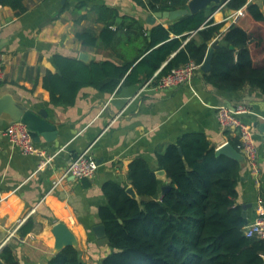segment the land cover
Returning <instances> with one entry per match:
<instances>
[{"label":"crops","instance_id":"obj_1","mask_svg":"<svg viewBox=\"0 0 264 264\" xmlns=\"http://www.w3.org/2000/svg\"><path fill=\"white\" fill-rule=\"evenodd\" d=\"M26 5L20 15L9 6L0 7V64L5 71L0 94L11 92L33 109L45 108L56 131L51 140L41 136L34 141L42 154H25L6 133L8 117H0V186L5 194L0 201V250L9 244L21 264H47L56 253L51 228L62 221L75 234L83 260L99 264L111 250L107 240L99 243L93 231L94 225L102 223L100 207L108 205L104 184L130 185L129 164L138 156L158 170L157 153L184 135H204L215 150L231 143L238 134L220 126V105L245 103L252 110L243 119L254 128L259 171L252 174L243 159L236 203L247 204L248 222L254 219L257 198L264 201V94L259 89L245 85L237 91H223L206 83L202 70L189 83L170 87H158V79L143 86L140 74L138 81L121 82L112 92L88 84L79 89L74 102L52 103L43 77L48 70L59 72L55 55L81 60L78 56L83 52L88 55L82 60L86 63L111 60L122 64L138 56L140 60L146 32L149 40L154 24L166 26L173 21L157 19L149 24L147 17L154 11L135 0H26ZM99 7L118 14L111 28L119 32L110 44L100 36L108 19L100 18ZM233 11L226 6L216 8L214 21L221 22V17ZM124 16L135 18L141 37L128 38L121 28ZM231 23L226 20L223 29ZM248 25L252 26L251 21ZM86 30L98 36L96 43L86 44L77 37V32ZM191 36L197 37L195 31L182 46ZM88 146L99 164L94 177L68 176L52 188L72 158ZM158 178L160 188L169 184L167 175ZM30 216L34 226L21 235L19 228Z\"/></svg>","mask_w":264,"mask_h":264},{"label":"trees","instance_id":"obj_2","mask_svg":"<svg viewBox=\"0 0 264 264\" xmlns=\"http://www.w3.org/2000/svg\"><path fill=\"white\" fill-rule=\"evenodd\" d=\"M135 1L156 11L184 8L189 0ZM221 3L230 10L246 6L244 13L225 29V21L215 22L208 17ZM1 6L11 7L16 15L27 10L26 0H0ZM98 10L101 19H108L100 36L110 44L119 32L118 28H111L118 14L108 7ZM172 21L166 26L154 24L149 40L146 32L147 43L140 60L138 56L122 64L111 60L86 63L76 57L55 55L59 72L48 70L43 77L51 102H74L79 89L88 84L112 92L121 82L125 85L138 81L140 74L144 75L140 80L144 82L158 69L159 75H163L190 60L203 63L214 38H219L218 47L211 69L202 72L204 81L223 91H237L249 85L264 94V0L261 3L221 0ZM121 26L128 38L141 37L135 18L124 16ZM193 31L197 37L191 36L182 46ZM77 37L86 44H94L98 38L90 30L77 32ZM230 141L240 151L239 137ZM156 158L158 168L165 169L170 184L159 198L156 197L161 189L159 178L142 156L135 157L128 170V179L138 198L126 191V184L115 181L104 184L108 205L101 206L99 214L111 250L99 264L264 263V238L245 234L247 222L242 206L236 203L243 160L217 154L204 135L195 134L170 143ZM33 226L30 216L19 228L20 234L25 235ZM0 259L6 264H21L9 244L0 250ZM47 264L87 262L80 249L66 246Z\"/></svg>","mask_w":264,"mask_h":264},{"label":"built area","instance_id":"obj_3","mask_svg":"<svg viewBox=\"0 0 264 264\" xmlns=\"http://www.w3.org/2000/svg\"><path fill=\"white\" fill-rule=\"evenodd\" d=\"M225 3H221L217 10H220ZM246 6H243L233 11L227 17H221L220 21L231 19L232 23L235 22L240 15L244 13ZM214 17L213 12L209 18ZM202 63H197L190 60L184 64L172 68L168 73L159 75V71H155L149 78L144 81L143 86H148L157 80L158 87H170L189 83L194 75L201 71ZM5 75L4 68L0 64V81L3 80ZM252 113L250 107L245 103H238L234 106L220 105L217 107V118L220 126L223 129H228L236 132L240 141V152L244 155V159L249 166L252 174H257L258 167V150L256 144V137L254 128L250 123L243 119V115ZM9 139L17 145L25 154H42V150L35 145L32 135L27 125L22 121H14L9 124L6 129ZM98 161L90 153V146L86 147L77 153L66 168L63 170L60 177L54 182V188L61 180L68 176H73L77 179L92 178L97 172ZM5 198V194L0 186V201ZM245 234L247 236L257 235L264 238V201L261 197L257 198L255 205V216L245 226Z\"/></svg>","mask_w":264,"mask_h":264},{"label":"water","instance_id":"obj_4","mask_svg":"<svg viewBox=\"0 0 264 264\" xmlns=\"http://www.w3.org/2000/svg\"><path fill=\"white\" fill-rule=\"evenodd\" d=\"M221 0H189L187 7L177 8L171 10H156L147 17V22L149 24H154L157 19H167L175 20L180 16H183L189 12H196L203 9L211 4H219ZM150 34V32H148ZM219 38L213 39L207 49L206 56L201 66L202 72H208L212 66V57L215 49L218 47ZM3 46L2 41H0V49ZM230 48H234V45H230ZM81 60H87L88 55L81 52L78 56ZM6 116L9 122L22 121L24 122L34 141H40L41 136L45 139L51 140L54 137L56 126L48 119V113L45 108L33 109L25 104L22 100L16 98L13 93L5 92L0 94V117ZM181 150V148H180ZM217 154H224L229 157L243 160L244 155L239 152L230 142L225 143L223 146L216 150ZM244 161V160H243ZM158 177H166L165 169L155 170ZM170 188V184H165L161 187L162 192H165ZM126 191L134 198H138V193L133 185H128ZM248 205H242V215L244 216L246 222L247 219V209ZM52 233L55 236L54 247L56 252L62 250L66 246L78 247V240L71 229L62 221H58L53 224ZM93 231L99 238V243L106 242V227L103 223H98L94 225ZM0 264H6L2 259H0ZM264 264V263H263Z\"/></svg>","mask_w":264,"mask_h":264},{"label":"rangeland","instance_id":"obj_5","mask_svg":"<svg viewBox=\"0 0 264 264\" xmlns=\"http://www.w3.org/2000/svg\"><path fill=\"white\" fill-rule=\"evenodd\" d=\"M72 177H73V176H72ZM90 264H94V263L90 262Z\"/></svg>","mask_w":264,"mask_h":264}]
</instances>
